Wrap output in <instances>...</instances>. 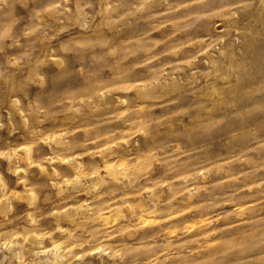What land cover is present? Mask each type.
I'll list each match as a JSON object with an SVG mask.
<instances>
[{"label": "clouds", "instance_id": "9594fccd", "mask_svg": "<svg viewBox=\"0 0 264 264\" xmlns=\"http://www.w3.org/2000/svg\"><path fill=\"white\" fill-rule=\"evenodd\" d=\"M0 264H264V0H0Z\"/></svg>", "mask_w": 264, "mask_h": 264}]
</instances>
